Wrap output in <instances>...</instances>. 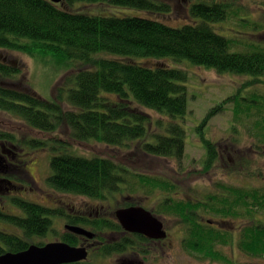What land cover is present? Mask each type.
<instances>
[{
  "label": "trees",
  "instance_id": "1",
  "mask_svg": "<svg viewBox=\"0 0 264 264\" xmlns=\"http://www.w3.org/2000/svg\"><path fill=\"white\" fill-rule=\"evenodd\" d=\"M86 3L136 8L145 15L90 14ZM232 6L230 2L204 0L192 4L184 25L171 26L161 18L174 10L167 0H0V49L20 51L44 62L55 59L70 71L53 86L52 99H46L28 82L20 88L14 78L21 69L0 58V110L24 123L27 131L19 132L24 146L50 156L47 185L62 193L98 199L105 205L116 199V193L151 196L150 202L156 204L153 212L182 221L185 245L209 249L212 240L231 242L230 231L197 221L192 211H197L200 204L189 198H174L173 194L179 187L175 181L183 177L182 159L186 156L187 64L219 74L252 77L244 86L254 85L264 77V47L256 45L249 51L232 52V40L213 27L233 16ZM234 11L243 16V24L264 29V23H254L244 16L248 13ZM239 93L213 107L196 127L207 154L202 169L207 173L220 161L217 145L206 135L207 123L233 105L236 122L255 134L253 150L249 151L252 154L247 155L251 159L237 163L239 177L254 182L264 173L263 167L253 163L259 161L256 149L264 147V92L250 93L247 98ZM37 133L39 137L34 136ZM14 135L17 136L0 129V138L14 139ZM93 143L109 146L111 153L97 152ZM82 145L91 148L92 155L78 153ZM120 153L127 154V161H120ZM132 155H143L145 161L151 156L164 168L153 163L152 169H142L137 159L131 166ZM167 162L175 163L178 169ZM230 170L232 173L235 168ZM216 186L217 192L206 195L205 211L221 217L244 215L251 220L243 230L241 246L251 254L263 253L264 220L255 218L264 214V190L233 182ZM157 195L161 202L156 200ZM54 201L55 217L75 212L71 204H62L56 197ZM19 207L27 213L23 227L28 237L32 236V228L41 234L47 225L46 218L41 220L48 215L47 208L25 200ZM91 212L88 210L87 215ZM89 218L72 217L69 223L87 225L92 231L121 229L116 220H98L95 214L94 220ZM11 221L15 224L18 220ZM79 237L66 230L61 239L77 245Z\"/></svg>",
  "mask_w": 264,
  "mask_h": 264
},
{
  "label": "rangeland",
  "instance_id": "2",
  "mask_svg": "<svg viewBox=\"0 0 264 264\" xmlns=\"http://www.w3.org/2000/svg\"><path fill=\"white\" fill-rule=\"evenodd\" d=\"M173 6L174 10L170 16H161V18L165 21L170 22L171 26H182L189 18L188 10L191 9L192 4H197L198 2L204 0H167ZM212 1V0H210ZM216 2H230L233 3L232 9L230 11L233 16L228 17L225 21L218 22L214 25V29L220 35H223L232 40V52H245L249 51L252 48L258 46L264 47V29H255L251 25L243 24L241 20V15L235 14L236 10H240V14L244 15L247 18L251 19L254 23H264V0H215ZM86 7H90L87 10L90 14H100L106 16H117V17H125L130 15H145V12L136 8H125L119 6H109L104 3H86L84 4ZM246 8L247 12H246ZM241 16V17H240ZM240 18V19H239ZM192 21V19L190 20ZM183 22V23H181ZM251 45V46H250ZM6 59L10 62L11 65H15L21 69V73L18 77L14 78L20 88L26 87L25 83H30V86L41 96L46 99H52V88L59 81V79L64 76L70 74V71L67 67L56 61L55 59L49 60V62H44L40 58H33L28 54H25L20 51H10L0 49V58ZM168 62L173 63L171 60ZM190 63V62H189ZM189 71V78L185 82V86L188 88V111L184 118H186L185 128L187 131V146H186V156L183 160V168L184 172L180 176L178 180H187L188 182L182 185L185 191L187 190V185H191L193 187L194 179H210L216 180L218 183H226V182H235L234 179H240V173H238L237 163L239 161H244L247 159H251L247 157V155L252 154L251 149L254 147L256 138L254 137V131L249 129L251 134L248 132V128L245 125L239 124L235 120V113L233 111V105L227 107L223 112H219L217 115H214L213 118L207 123L206 135L217 145V149L220 152V161L218 164L211 168V171H207L204 173V162L207 156L206 150L202 141L200 140L199 135L197 133V126L201 124L205 116L208 112L216 105L220 104L225 98L230 97L234 94L239 93L242 97L247 98L251 96L250 93L264 92V77L260 78L262 81H257L254 85L244 86L245 83L251 81L252 77L248 75H238L234 73H222L219 74L214 70L208 69L203 66H197L193 64H187ZM66 70V71H65ZM68 70V71H67ZM255 79V78H254ZM257 79V78H256ZM255 79V80H256ZM23 82V83H20ZM155 117L158 115L155 114ZM235 121V122H234ZM236 123V124H235ZM249 123V122H247ZM22 126V129L20 127ZM250 126V125H247ZM24 128V129H23ZM0 129L2 131H8L16 133L15 140L20 142L19 145H24L22 138L23 134H20L22 130L27 131L24 127V123L16 118H12L8 113H5L0 110ZM38 134V135H37ZM34 134V136H40L39 133ZM66 136V134H64ZM94 145V146H93ZM93 149L96 147L97 152H106L109 151V146L100 143H93ZM87 145L80 146L77 150L78 153L81 154H90L92 155L91 148ZM111 148V147H110ZM240 150V151H239ZM253 150V149H252ZM109 153H111L109 151ZM121 156L120 161H127V154L120 153ZM26 157H30L27 155ZM148 157V156H147ZM131 166H134L135 161L137 159L138 164L142 166L140 168H150L154 167L153 163H157L153 157L149 156L146 161L142 157H136L134 155L130 156ZM233 159V160H232ZM258 161V160H257ZM50 156L46 152H38L37 157L34 159V162H31V166L34 172V177L37 180V185L45 188L52 194H55L57 200L63 201L64 203H68V205H72L75 202H88V197L82 195H73L70 193H62L52 189L47 185L46 176L50 175L49 169ZM147 163V164H145ZM256 167L264 166V161H253ZM145 164V165H144ZM153 166H151V165ZM175 163H166V165H170L171 168L175 167ZM160 167H163V163H157ZM253 166V164H252ZM198 168L197 170H193ZM232 168H235V171L230 172ZM178 169V168H177ZM177 180V181H178ZM245 180L246 185H253L254 182H251L247 178H243ZM217 183V184H218ZM196 185L203 184L202 182L195 183ZM261 184V182H260ZM217 191L215 187L213 189ZM127 193V192H126ZM208 194V193H207ZM207 194L198 193L197 195L206 196ZM40 195L44 196L43 192H40ZM74 196V197H73ZM109 204V203H108ZM149 204V203H148ZM259 217V216H258ZM56 218V217H55ZM263 219V218H262ZM57 220V218H56ZM175 222H178V218L173 217L168 220L167 225L172 226ZM63 224H60L59 221L55 223V236L61 234L64 230ZM176 244V243H175ZM191 249H194L184 243L182 246L176 244L175 249L172 253L171 258L174 256L177 258V254L179 258H185L186 260L193 259L190 257ZM98 262H100V258H98ZM166 263H169L168 258L165 260ZM105 264H112V262L108 259L104 261Z\"/></svg>",
  "mask_w": 264,
  "mask_h": 264
},
{
  "label": "flooded vegetation",
  "instance_id": "3",
  "mask_svg": "<svg viewBox=\"0 0 264 264\" xmlns=\"http://www.w3.org/2000/svg\"><path fill=\"white\" fill-rule=\"evenodd\" d=\"M19 143L21 142L16 141L15 138H0V255L3 253H18L28 249L33 244L44 246L49 242H64L61 239L62 234L65 233L66 230L71 231L66 227L78 226L94 233V238H87L85 235L78 234L80 235V242L77 245H73L77 247L84 246L88 249L87 260H84L88 263L105 264L103 262L109 259L112 264H264V252L251 254L244 251L241 246L243 230L251 220L245 218L244 215L221 217L205 211L204 205L206 206V204L204 203L206 202V196L197 194L199 192L202 194L213 192V189L217 187L218 181L216 180L194 179L193 187L187 185L188 192L185 191L186 189L182 186L184 184L183 181L187 183V180L181 179L175 181L179 184V187L174 191V198H189L193 203L200 204V208L197 211H192L193 216L197 217L198 222L209 224L211 227L222 231L228 230L233 235L231 242H216L212 240L209 249H200L199 247L191 249L190 257L193 259L186 260L185 258H179V254H177L176 258L175 253H172L176 244L182 246V242L185 238V230L183 223H181L182 221L180 220L175 222L172 226H168V220L172 217L168 215L160 216L153 212L154 210L152 208L155 209L156 204L153 203V201L150 202L151 196L116 193V199L106 205L105 202L98 201V199H90L87 200L88 202L85 201L81 203L75 202L71 205V207L75 209V212H67L66 215L62 217L57 216L56 220L53 215L56 203L54 201L55 197H53L54 194L37 185L33 169L30 167L31 162L33 163L34 159L37 157L38 151L30 146L19 145ZM256 153L258 154V160L263 162L264 156L262 155L264 154V147H262L261 150L256 149ZM27 155H30V157H26ZM260 167L264 169V166ZM197 169L198 168H195L193 170ZM263 169L261 168L260 171ZM263 174L264 173L261 172V177L255 179L256 181H254L253 186L264 190ZM234 180L235 182L233 181V183L238 184L240 187L250 186V184L246 185L243 178ZM197 182H202L203 184L196 185L195 183ZM40 192H43L44 196L40 195ZM155 198L158 202H161V197L159 195ZM23 200L35 206L42 205L47 208L48 215H46V217H41V220L46 218V227H43L41 234L37 232V229H30L32 230V236L30 238L27 235L25 226L23 227V225H26L23 217H26L27 213L19 207V203ZM61 202L62 204L68 205V203ZM137 206L145 208L161 220L163 225L162 230L165 232L164 234H166L164 237L152 238L140 232L128 231L122 226L116 216V212L119 209ZM88 210L92 211L89 216L87 215ZM94 214L98 220L101 217L116 220L119 222L121 229L114 230L103 228L101 230L92 231L87 225L69 223V219L72 217H86V219L90 217L89 219H92ZM257 215L259 217L255 219L262 222L264 220L262 219L264 214L260 213ZM11 218L18 221H15L14 224ZM36 220L38 221L40 219ZM49 220H51V223ZM57 221L63 224L65 229L61 234L55 236V223ZM23 244H25L26 247H22ZM172 255L175 256L171 258ZM98 258H100V262H98ZM167 258L169 263L165 262Z\"/></svg>",
  "mask_w": 264,
  "mask_h": 264
},
{
  "label": "water",
  "instance_id": "4",
  "mask_svg": "<svg viewBox=\"0 0 264 264\" xmlns=\"http://www.w3.org/2000/svg\"><path fill=\"white\" fill-rule=\"evenodd\" d=\"M62 3L63 0H50ZM6 60V59H5ZM122 226L128 231L140 232L152 238H162L166 234L162 230L161 220L143 207L119 209L116 212ZM74 233L94 238V233L78 226L66 227ZM88 249L84 246H73L67 242H49L44 246L31 245L28 249L18 253H3L0 264H68L87 260Z\"/></svg>",
  "mask_w": 264,
  "mask_h": 264
}]
</instances>
